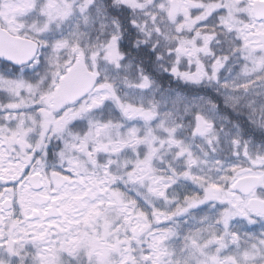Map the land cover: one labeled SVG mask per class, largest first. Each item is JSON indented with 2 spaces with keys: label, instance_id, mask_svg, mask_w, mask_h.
I'll return each instance as SVG.
<instances>
[{
  "label": "snow or ice",
  "instance_id": "1",
  "mask_svg": "<svg viewBox=\"0 0 264 264\" xmlns=\"http://www.w3.org/2000/svg\"><path fill=\"white\" fill-rule=\"evenodd\" d=\"M0 264H264V0H0Z\"/></svg>",
  "mask_w": 264,
  "mask_h": 264
}]
</instances>
